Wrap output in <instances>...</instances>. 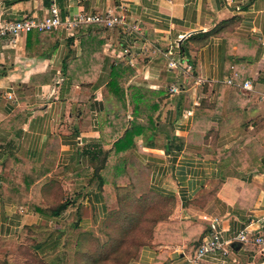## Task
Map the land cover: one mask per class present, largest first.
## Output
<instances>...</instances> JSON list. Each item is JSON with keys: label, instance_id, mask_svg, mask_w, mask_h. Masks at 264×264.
Listing matches in <instances>:
<instances>
[{"label": "crops", "instance_id": "obj_1", "mask_svg": "<svg viewBox=\"0 0 264 264\" xmlns=\"http://www.w3.org/2000/svg\"><path fill=\"white\" fill-rule=\"evenodd\" d=\"M52 2L61 14L120 12L140 31L89 25L0 41V181L19 183L31 172L28 187L20 185L38 203L72 194L102 210L111 189L141 173L149 190L174 205L158 223L163 232L128 264H189L212 217L223 240L242 228L264 233V0H0V19L41 17ZM118 66L127 68L126 112L105 88ZM235 72L236 83L249 80L253 88L227 84ZM131 88L143 91V113L158 127L112 158L121 164L105 166L101 185L77 184L90 175L75 173L91 168L129 126ZM209 110L216 114L207 119ZM44 218L19 199L0 197V235ZM225 247L226 262L197 264H264L252 241Z\"/></svg>", "mask_w": 264, "mask_h": 264}, {"label": "rangeland", "instance_id": "obj_2", "mask_svg": "<svg viewBox=\"0 0 264 264\" xmlns=\"http://www.w3.org/2000/svg\"><path fill=\"white\" fill-rule=\"evenodd\" d=\"M101 158L97 155L91 165L101 168L95 172L103 175L106 165ZM133 167L136 173L143 171L135 164ZM141 176L140 173L133 186L124 185L115 192L111 189L102 210L90 203L78 204V197L72 198V194L57 198L58 204L67 200L70 205L57 218L46 217L36 225L42 227L43 236L39 228H21L11 235H0V264H51L50 260L57 264H128L149 241L155 224L164 220L174 205L172 198L149 190ZM84 177L90 180L82 179L77 184L91 185L96 180V176ZM54 231L59 233V245L44 252L37 250L35 245Z\"/></svg>", "mask_w": 264, "mask_h": 264}, {"label": "built area", "instance_id": "obj_3", "mask_svg": "<svg viewBox=\"0 0 264 264\" xmlns=\"http://www.w3.org/2000/svg\"><path fill=\"white\" fill-rule=\"evenodd\" d=\"M83 25H97L106 29L120 27L126 32L135 33L140 31V26L136 22L127 20V17L120 12L112 10L102 12L79 10L61 14L58 6L52 2L41 17L24 16L15 20L0 19V41L5 40L13 45L20 35L28 34L32 31L53 32L62 30L71 34L73 30H77ZM167 55H171V52H167ZM168 66L171 68L176 67V61L170 58ZM239 77L237 72L232 73L225 82L229 85H237L244 90L253 88L249 80L236 83L235 79ZM208 221V230L196 244L189 264H197L205 259L221 263L226 262L228 249L225 246L232 244L234 241H252L264 251V233H253L247 228H242L236 232L232 239L223 240L221 230L218 227L219 219L212 217Z\"/></svg>", "mask_w": 264, "mask_h": 264}, {"label": "trees", "instance_id": "obj_4", "mask_svg": "<svg viewBox=\"0 0 264 264\" xmlns=\"http://www.w3.org/2000/svg\"><path fill=\"white\" fill-rule=\"evenodd\" d=\"M83 26H89V25H83ZM126 69L127 68L121 67V66L112 67L110 71V78L105 84V88L107 92L113 97L114 101L117 103V105H119L121 110L124 112H126L128 109V106L126 105L127 100H126V93H125V88H124V70L126 71ZM127 96H128L129 107L131 109V116H132L130 124L128 127L125 128L123 135H121L119 138H117L112 143L110 150H108V152H105L104 156L100 160V162H103V161L106 162V166L108 168H113L115 170L119 168L118 166H120L121 163L113 164L112 158L115 156L122 155L127 149H129L131 145L133 144L134 136L139 135V134L144 135V133L147 130H151V129L154 130L158 127L156 126V121L152 117L153 115L143 113L146 111V107H147V106H143L141 102L143 91L140 88H131L127 90ZM215 109H217V107H215ZM211 113L212 111L209 110L207 114V119H209L212 116ZM212 114H216V111L213 112ZM141 119H143V121H141ZM121 122H122V127L124 128L127 123L126 114H123L121 116ZM114 128H116V126H114ZM100 169L101 168H94V166H91V168L88 167V168L83 169L82 171L76 172L75 177H80L84 175L96 176V179L98 180L99 185H101L105 179L102 174H99V172H95L97 170L100 171ZM116 176L120 177L121 174H116ZM31 180H32L31 172H25L23 174V180L21 181L22 183L20 181L19 183H17V182H14L4 177L0 181V197L19 199L25 205L30 206L34 212H37L48 218H57L61 214V211L68 206L67 200H64L62 203H59V204L57 202L51 206L38 203L36 200L37 197L32 196L30 198V196L27 193L26 188H23L20 185V184L22 185L25 184L26 187H28V185L31 183ZM123 182L124 181H122V183ZM40 183L41 182L35 183V187H38ZM134 184L135 183H131L132 186ZM162 221L163 219L159 220L155 224L152 236L150 237L149 241L144 244V246L151 244V240L155 233L157 234V233H161V231L163 232L164 226L158 227V223ZM24 228H34V229L39 228L38 230L40 232V235L42 236L44 235V233L41 232L42 227L40 226H28ZM59 243H60L59 233L54 231V232L46 233L43 241L35 245V247L40 252H44L45 250H52L53 248L57 247ZM50 262L51 264H57L55 263L54 260H50Z\"/></svg>", "mask_w": 264, "mask_h": 264}]
</instances>
